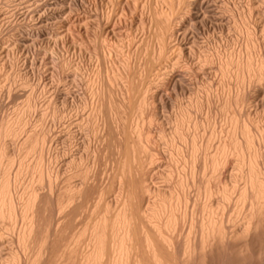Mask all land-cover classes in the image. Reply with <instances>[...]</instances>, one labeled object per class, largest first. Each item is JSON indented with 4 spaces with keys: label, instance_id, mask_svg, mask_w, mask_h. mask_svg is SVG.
<instances>
[{
    "label": "bare ground",
    "instance_id": "1",
    "mask_svg": "<svg viewBox=\"0 0 264 264\" xmlns=\"http://www.w3.org/2000/svg\"><path fill=\"white\" fill-rule=\"evenodd\" d=\"M7 1L13 3L14 0ZM123 1L126 5L130 2L136 11L141 7L149 18L151 25L144 38L148 40L149 47L145 49L148 51L144 52L143 61L140 37L137 40L136 36H127L124 48L121 35L103 37L105 25L102 26L99 17L93 20L94 25L75 18L72 13L80 11L83 6L80 0H67L64 10L73 16L67 18L69 15L66 14L67 20L60 23L63 30L58 27L62 31L54 33V38L44 31L42 24L54 16L51 7L66 3V0H43L39 5L42 10L31 12V20L35 23L28 32L16 28L15 22L7 23L6 47H2L5 42L1 43L2 38L0 40V64L5 57L10 68L17 67L21 56L25 61L29 60L28 54L31 56L35 38L47 47L51 46L53 51L59 49L61 43L65 44L68 51L79 56L91 54L90 49H93L96 66L91 72L83 71L82 75L78 74L76 69L79 65L73 60L56 58L60 60L57 68L62 76L63 71L70 69L87 88V101L84 98L79 101L83 108H88L84 109L89 111L87 113L95 122V136L91 135L93 142H97L83 144L89 151L86 158L72 153L62 158L63 154L56 150V143L70 138L73 147L75 144L79 146L76 134L86 135L83 133L85 126L92 119L88 122V118H79L73 132V121L70 118L65 121L66 112L61 113L56 104L62 90L60 92L56 85L48 91L44 87L45 90L39 89L40 82L32 71L34 68L32 72L22 70L25 83L31 87L25 108L0 118V264H50L59 241L63 244L55 264H186L189 259L202 256L211 242L227 237L224 204L235 192L238 193L237 198L235 196L236 214L232 213L237 216L242 208L246 212L243 213L242 224L231 230L234 239L246 237L258 224L264 225V115L259 114L264 112V23L258 22L264 21V11L262 14L258 9V3L262 6L264 0H246L247 5L240 9L235 4L230 9L217 3L221 5V11L231 15L229 32H235L236 36L230 33L234 37L229 35L223 39V48L219 46L221 50L216 46L212 53H202L200 48V54L194 52L196 42L188 41V35L191 27L197 28V24L210 20L207 16L209 0H114L111 10L106 11V23L110 25L121 22L122 17L126 18ZM215 15H218L216 9ZM215 15L211 16H214L212 20H217ZM210 21V24L216 23ZM91 26H95L94 31ZM242 35L245 51L238 47V39ZM134 44L138 48H132ZM33 60L32 64H35ZM4 65L3 61L0 68L7 66ZM204 68L219 75V80L217 75L215 79L217 85L214 88L204 76L201 81L204 95L201 96L200 92L193 94L185 76ZM136 80L141 87L139 90L136 89L139 85L135 86ZM254 83L257 86L253 87ZM215 90L220 93L223 108L232 112L231 115L227 112L229 125L216 126V118L213 120L209 115L210 94ZM7 91L11 93V89ZM183 95L188 96L185 102L179 98ZM76 97L73 94V99ZM40 99H43V104L39 105L37 100ZM62 101L74 110L76 103L73 100L64 97ZM232 106L238 113H234L237 110L232 111ZM50 107L53 118L59 124H66L59 133L61 137L54 136L52 128L55 125L41 130V134L35 133L34 112L40 109L41 115H38L42 117L44 110ZM166 107L171 111L168 118L172 116L173 119L171 130L164 126L163 110ZM193 108L197 111L207 109L204 114L206 124L193 117ZM156 123L160 126L157 137L152 130ZM28 127L30 129L27 130ZM112 132L115 133V141H109L117 143L116 158L110 174H107L108 160L104 159L100 174L97 166L102 147L107 137H112ZM157 142H162L165 150L161 151ZM33 154L37 157L31 164L28 158ZM90 159L91 165L88 164ZM162 159L171 166L169 170L155 167ZM230 160L234 166L231 169L236 168L237 172L228 170ZM105 175V183L102 184ZM90 190L95 191L93 200L88 197ZM215 196L220 198L219 202ZM212 198L215 204L211 203ZM245 206L247 209L244 210ZM197 211L201 215L198 220L195 218ZM81 212L86 215L76 229L71 223ZM182 232L184 239L179 249L177 236ZM62 234H67L66 238L62 239Z\"/></svg>",
    "mask_w": 264,
    "mask_h": 264
},
{
    "label": "rangeland",
    "instance_id": "2",
    "mask_svg": "<svg viewBox=\"0 0 264 264\" xmlns=\"http://www.w3.org/2000/svg\"><path fill=\"white\" fill-rule=\"evenodd\" d=\"M7 0H0V40H1V38L3 39V41H1V43H4L5 42V45L3 44H1L2 45V47H6V45H7V41H6V39L5 38H8L7 36H8V34H7V30H8V24H9V22H15L14 23V25L16 26V28H19V30L20 31H22V32H25L26 30H27V32L33 27V24L35 23V20H31L32 18H31V12H32V10H39V9H41L42 10V7H40L41 6V3L43 2V0H14L13 1V3H12V1L11 2H6ZM45 1V0H44ZM101 1V2H100ZM113 1L114 0H80V2L83 4V8L81 7V10H82V12H81V10L79 11H76V12H74V13H72L73 15H74V17L75 18H77V19H81V20H87L91 25H94V23H95V21H96V17L98 18H100V20L102 21V26H104V28L105 29H103V33L105 34V36H104V34H103V37H105L106 38V36L107 35H116L117 34V37L119 36V35H121L122 36V41H124V42H122V45H124V48H126L125 46V44H126V41H128V39H127V36H136V39L137 40H139V37H140V46H139V48H141L140 50L141 51H143L142 52V54L145 52H147V51H145V49H148V47H149V42H147L148 40H145L144 38H146V36L148 35V33H149V27H150V21H149V18H148V16H147V14L145 15L144 13V11L143 10H141L140 8L139 9H137V11H138V14H137V11L133 8V5L129 2L127 5H126V2H124L123 1V4H122V7L126 10L125 11V13L127 14V16H126V18L125 17H122V18H120L121 19V22H116V23H113V24H108V23H106V11H108V10H111V5L113 6ZM207 1V0H206ZM213 1V2H212ZM257 2H259L258 0H256ZM260 1H263V0H260ZM109 2V3H108ZM112 2V3H111ZM208 2V1H207ZM238 2V3H237ZM211 3H212V5H211ZM216 5H215V4ZM217 3H220V4H222V6H224V5H226V6H229V8L231 9L233 6V4H235V6L237 7V9L239 8H244V6H246L247 4H245V3H247V1L246 0H215V2H214V0H209V7H210V9L208 10V8L209 7H207L206 9L209 11H207V12H205V13H207L206 15L209 17L208 19H210L211 21H214V20H216V19H214V20H212V18H214V16L213 17H211L212 15H213V13H214V15H215V9H216V14H218L217 16L215 15V18H217V20L216 21H214V22H216V23H213V22H211L210 20V22H211V24L209 23V21H207V23H204V24H197L198 26H197V28L195 27L194 29H192V27L190 28L191 30V32L189 31V37H188V41L190 40V42H192V43H194L195 44V42H196V46H197V48H196V46L194 45V52L196 53V54H200V52H205V53H212L213 52V50H215V48H216V46H217V48L218 49H222L223 48V39H226L229 35V37H234V36H236V33L235 32H229V29H231L230 28V26L229 25H231V18H230V14L229 13H225V12H223V11H221V9H219V6H221V5H219V4H217ZM225 3V4H224ZM227 3V4H226ZM241 3V4H240ZM263 3H264V1H263ZM262 2H261V5L262 6H260V2L258 3L259 4V10L261 11V13L263 14V11H264V4H263ZM62 4H63V6H62ZM40 5V6H39ZM57 6L55 7V5L54 6H52L51 8L54 10L53 11V17H52V19H50V20H48L47 21V23L45 22L44 24H42V26H43V29H44V31L48 34V35H50L52 38H54V33L55 34H58V33H60L63 29H62V27L60 26L61 24V22L64 20V19H66L67 20V18H70V17H72L73 15L72 14H70L69 15V13L66 11V10H64L65 9V7L67 6V0H66V3H59V4H56ZM65 5V6H64ZM129 5V6H128ZM238 5H240V6H238ZM109 6V7H108ZM95 7V8H94ZM108 7V8H107ZM132 7V8H131ZM212 7H216V8H212ZM217 7H218V10H217ZM107 8V9H106ZM128 8H129V10L130 9H132L131 11H129L128 10ZM234 8V7H233ZM232 8V9H233ZM213 9V10H212ZM90 10V11H89ZM58 11V12H57ZM61 11H62V13H61ZM64 11V12H63ZM85 11V12H84ZM92 11V12H91ZM212 11H213V13H212ZM29 12V13H28ZM66 12V13H65ZM80 12V13H79ZM101 12H103V13H101ZM140 12V13H139ZM210 12H211V14L212 15H209L210 14ZM220 14H219V13ZM221 12H222V14H221ZM27 13V14H26ZM40 13H42V11L40 12ZM55 13V14H54ZM77 13H79V14H77ZM83 13H85V14H83ZM132 13V14H131ZM58 14H60V16L58 15ZM66 14H68L69 15V17H67L68 15H66ZM83 14V15H82ZM96 14V15H95ZM223 14H226V15H223ZM10 15H12L11 17H10ZM23 15V16H22ZM100 15V16H99ZM220 15V16H219ZM264 15V14H263ZM67 18H66V17ZM81 16H83V17H81ZM85 16V17H84ZM90 16V18L89 19H87L88 17ZM92 16V17H91ZM93 16H95V17H93ZM124 16V15H123ZM133 16V17H132ZM137 16V17H136ZM222 16V17H221ZM10 17V18H9ZM59 17V18H58ZM144 17V18H143ZM219 17H221V18H219ZM224 17H225V19H224ZM255 17H256V15H255ZM86 18V19H85ZM131 18H133V19H131ZM139 18V19H138ZM143 18V19H142ZM12 19V20H11ZM56 19V20H55ZM61 19V20H60ZM102 19H104V21L102 20ZM218 19H220L219 21H218ZM228 19H230V20H228ZM257 19L259 20V18L257 17ZM9 20V21H8ZM59 20V21H58ZM93 20H95V21H93ZM125 20H126V22H125ZM143 20V21H142ZM32 21H33V23H32ZM53 21V22H52ZM142 21V22H141ZM227 21V22H226ZM228 21H230L229 23H228ZM94 22V23H93ZM103 22H105V23H103ZM226 22V23H225ZM258 22H260L261 23V25H263V23H264V21H262V20H260V21H258ZM263 22V23H262ZM8 23V24H7ZM18 23V24H17ZM49 23V24H48ZM126 23H128V24H126ZM140 23V24H139ZM144 23V24H143ZM53 24V25H52ZM55 24V25H54ZM104 24V25H103ZM108 24V25H107ZM116 24V25H115ZM229 24V25H228ZM19 25V26H18ZM107 25V26H106ZM115 25V26H114ZM127 25V26H126ZM145 25H146V27H145ZM201 25H203L202 27H201ZM207 25V26H206ZM212 25V26H211ZM130 26V27H129ZM228 26V27H227ZM46 27H48V28H46ZM54 27V28H53ZM60 29H62V30H60ZM94 27L95 26H91V29L94 31ZM107 27H108V29H107ZM203 27H205V28H203ZM6 28V29H5ZM29 28V29H28ZM46 28V29H45ZM103 28V27H102ZM203 28V29H202ZM226 28H228V31H227V29ZM57 29H59L58 31H56ZM124 29V30H123ZM143 29V30H142ZM48 32H47V31ZM53 30V31H52ZM129 30H131V31H129ZM194 30V31H193ZM112 33H111V32ZM124 31H127L126 33L124 32ZM26 32V33H27ZM53 32V33H52ZM57 32V33H56ZM144 32V33H143ZM227 32H229V34L227 33ZM45 33V35H46V37H49L50 38V36H48L47 34ZM230 33H232L234 36H231L232 34H230ZM235 33V34H234ZM7 34V35H6ZM194 35V37H193V35ZM228 34V35H227ZM6 35V36H5ZM125 35V36H124ZM139 35V36H138ZM146 35V36H145ZM2 36V37H1ZM4 36V37H3ZM195 39H193L192 40V37ZM124 37V38H123ZM222 37V38H221ZM243 37V35L241 36V37H239V41H238V47L239 48H241L242 49V51H245L244 49H245V47H244V37ZM142 38V39H141ZM243 40H241V39ZM125 39V40H124ZM141 40H143V41H141ZM39 42V43H38ZM40 39H36L35 38V42H34V44H33V51L31 52V56L28 54V58H29V60L31 61H29L28 59V61H25V59H23L24 58V56H21V58H20V61H19V64L17 65V67L16 66H14L13 68L11 67L10 68V65L8 64V63H6V61H7V59L4 57L3 58V60L1 61V64H0V66L2 65V63H3V61L5 62V65L4 66H6L7 64V66L6 67H8V68H6V67H4L3 69L2 68H0L1 70H0V76H2L1 77V81H2V85H1V87H0V118L1 117H3V115H14L15 113L14 112H16V111H18V109L20 108V109H24L25 108V103H26V101H27V96L29 95L28 93L31 91V87L30 86H28L27 85V83H25V78L26 77H23V72L24 71H30V72H34L35 73V75H37V77H38V82H40V86H39V89H42V90H45V91H48V90H50L51 88H52V86H54V85H56V86H58L59 87V90H60V92H61V90H62V92H61V96L64 98V97H68V98H70V101H72L73 100V102H75L76 103V105L77 106H79L80 107V104H81V107H80V109H78L79 107H77L76 105H74L75 107H74V110H76V109H78V110H76V111H74L73 109L72 110H70L69 109V105L68 104H66V103H64V101H62L63 100V98L60 96L58 99H57V107H58V109H59V111L61 112V113H63L64 111L66 112V113H64V114H67V116H66V118H65V121L66 120H68L69 118L71 119V121H73V123H72V130H73V132L74 131H76V129H77V123H78V121H79V118H80V120H84V119H86V118H88L87 120H88V122H90L89 120H91L92 119V117H90L89 116V111L88 110H85L87 107H84L83 108V105H82V102H80L79 100L81 99V100H83L82 98H84V99H86V101H87V99H88V93L86 92L87 91V88H85L84 86H83V83H81L79 80L80 79H78V78H76L75 77V75H74V72L72 71V70H70V69H66L65 71H63V76L61 75L62 74V72H61V70L59 69V68H57V67H59L60 65H59V63H57L58 61H60L61 59H62V57L64 58H68V59H70V60H73L72 62L74 63V64H77V65H79L78 66V68L76 69V70H78V74L79 75H82L83 74V71H85L84 73H86V72H89V70H90V72H91V70H94V66H96L95 64V62H96V57H95V54H93L94 53V51H93V49H90V53L91 54H87V53H85V55H82L83 56V61H82V59H81V57L82 56H79V55H77L76 53L74 54L70 49V51H68L67 49V47L65 46V44H60V46L58 47L59 49H55L54 51L52 50V47L51 46H49V47H47V45L46 44H44V43H41V45H40ZM125 43V44H124ZM147 43V44H146ZM37 44H39V45H37ZM240 44V45H239ZM241 44H243V46L241 45ZM44 45V46H43ZM46 45V46H45ZM62 45H64V46H62ZM222 45V46H221ZM42 46V47H41ZM135 46V47H134ZM148 46V47H147ZM222 47V48H220V47ZM8 47V46H7ZM36 47V48H35ZM46 48V49H44V48ZM51 47V48H50ZM66 47V48H65ZM136 48L137 46L134 44V45H132V48ZM242 47H244V48H242ZM138 48V47H137ZM200 48H201V50H200ZM204 48V49H203ZM64 49V50H63ZM66 49V50H65ZM203 49V50H202ZM52 50V51H51ZM199 50H200V52H199ZM13 51V50H12ZM35 51V52H34ZM62 51H64V52H62ZM65 51H67L66 53H65ZM14 52V51H13ZM33 53V54H32ZM36 53V54H35ZM56 53V54H55ZM61 53V54H60ZM63 53V54H62ZM69 53V56H67V54ZM70 53H72V55H70ZM143 54V59H142V61L144 60V55H146V54ZM35 54V55H34ZM65 54V55H64ZM14 55H15V52H14ZM16 55H17V53H16ZM57 55V56H56ZM26 56H27V54H26ZM33 56V57H32ZM34 56H35V58H34ZM37 56V57H36ZM85 56V57H84ZM92 56V57H91ZM56 57H58V58H56ZM74 57V58H73ZM8 58V57H7ZM72 58V59H71ZM89 58V59H88ZM9 59H11V57H9L8 58V60ZM34 59V60H33ZM55 59H57V60H55ZM77 59V60H76ZM93 59V60H92ZM6 60V61H5ZM25 61V63H24V61ZM32 60H33V63L35 62V64H32ZM81 60V61H80ZM113 60V59H112ZM74 61H76V62H74ZM80 62V63H79ZM21 63V64H20ZM31 65H30V64ZM92 63V64H91ZM24 64V65H23ZM20 65V66H19ZM58 65V66H57ZM85 67H84V66ZM92 65V66H91ZM19 66V67H18ZM22 66H23V68H22ZM31 66V67H30ZM81 66V67H80ZM26 67V68H25ZM82 67H84V69H82ZM94 67V68H93ZM31 68V69H30ZM34 68V69H33ZM81 68V69H80ZM5 69V70H4ZM12 69H15L14 71L12 70ZM18 69V70H17ZM20 69V70H19ZM33 69V70H32ZM88 69V70H87ZM22 70H24V71H22ZM32 70V71H31ZM207 70V71H206ZM209 69L208 68H204V70H202V71H199V70H194L192 73H189V75H186L185 76V80L188 82V85H190V91H191V93H193V94H196V93H198V94H200L201 96H203L204 95V93H203V89H202V87H201V81H202V77H204L205 76V78L207 79V81L211 84L212 83V86L215 88L216 87V85H217V80H219V75L217 74V73H215V71H208ZM2 71L4 72V73H2ZM16 71V72H15ZM19 73H18V72ZM28 71V72H29ZM81 71V72H80ZM14 72V73H13ZM67 72V73H66ZM212 72V73H211ZM2 73V74H1ZM20 73H21V76H20ZM82 73V74H81ZM5 74V75H4ZM16 75V76H14V75ZM18 75V76H17ZM39 75V76H38ZM66 75V76H65ZM68 75V76H67ZM72 75V76H71ZM216 75L218 76L217 78H216ZM18 77V78H17ZM2 78H4V79H2ZM48 79V80H47ZM77 79V80H76ZM137 80H138V82L140 81L139 79V77H137L136 78ZM215 79H217L216 81H215ZM45 80L47 81L46 83L47 84H45ZM137 80L135 81V83L137 82ZM4 81V82H3ZM52 83H51V82ZM78 81V82H77ZM111 83H114L113 81H111ZM78 84V85H77ZM112 86H114V84H111ZM137 85H139L138 83H136L135 84V86H137ZM80 86V87H79ZM254 86H257V84H255L254 83V85H253V87ZM30 87V88H29ZM43 87L45 88V89H43ZM47 87V88H46ZM140 87V85L139 86H137L136 87V89L138 88V90L141 88H139ZM200 87H201V90H200ZM253 87H251V89L253 88ZM29 88V89H28ZM50 88V89H49ZM85 88V89H84ZM212 88V87H211ZM214 88H212V89H214ZM8 89H11V93L9 94L8 93ZM253 90V89H252ZM216 91V90H215ZM212 92L211 94H210V105H209V115H211V118L213 119V117L214 118H216L215 119V122L217 121V123H216V126H220V125H229V123H228V121H229V117H230V113H232L231 112V110H228V109H224L223 108V105H222V103H223V101H222V98H221V96H220V93H218V91H216V92ZM169 92H171V91H169ZM200 92V93H199ZM20 94V96H19V94ZM68 93H69V95H68ZM71 93V94H70ZM137 93V92H136ZM11 94H13V95H11ZM28 94V95H27ZM65 94V95H64ZM73 94H75L77 97L75 98V99H73ZM84 94V95H83ZM193 94H191V96H193ZM213 94H215L214 96H213ZM217 94V95H216ZM10 95V96H9ZM16 97H15V96ZM47 95V94H46ZM66 95H68V96H66ZM85 95H87V96H85ZM137 95V94H136ZM188 95V94H187ZM187 95H183V96H180L179 98H180V101L182 102V100H183V102H185L187 99H188V96ZM13 96V97H12ZM191 96H189V97H191ZM87 97V98H86ZM184 97V98H183ZM186 97V98H185ZM46 99V98H45ZM59 99H61V101L59 100ZM77 99V100H76ZM39 101V105L40 104H43V99L41 100H37V102ZM24 102V103H23ZM60 102V103H59ZM62 102V103H61ZM74 103V104H75ZM78 103V104H77ZM45 104V103H44ZM21 105V106H20ZM17 107V108H16ZM66 107V108H65ZM77 107V108H76ZM15 109H17V110H15ZM50 109V110H49ZM52 108L50 107V108H47V109H45L44 111H45V114L41 117L40 115H41V113H39V112H41V110L40 109H37L34 113H35V117L32 119L33 120V122L35 121L36 123V126L38 127V129H37V131H36V128H35V133L37 134H41L43 131H45L48 127H53L54 125V128H52V131H54L55 130V132H53L54 133V136H58L59 135V133L61 132L62 133V131H63V125L65 126L66 124H64L63 122H62V120H61V122L62 123H60L59 124V121L56 119V118H53L54 116H53V111L51 110ZM64 109V110H63ZM82 109H84V110H82ZM88 109V108H87ZM204 109H205V107H204ZM204 109L203 110H201V111H197L195 108H193V110H192V115H193V117L199 122V123H203V124H206V122H205V119L207 118L205 115H206V113H205V111L207 110H205L204 111ZM223 109H224V111H223ZM232 111L234 112L235 110H237V109H234L233 108V106H232ZM226 110V111H225ZM228 110V111H227ZM37 112V113H36ZM52 112V113H51ZM85 112H86V114H85ZM88 112V113H87ZM230 114V115H228V113ZM211 113V114H210ZM234 113H238V110H237V112H234ZM242 113H244V109H243V112ZM262 113V114H261ZM38 114H40V115H38ZM77 114V115H76ZM163 114H164V119H165V124H164V126L166 127V128H170L169 130H171V128H172V124H173V119H172V116L170 117V118H168V116L171 114V111H169V109L166 107L164 110H163ZM205 114V115H204ZM260 114V116L262 115H264V112H260L259 113ZM37 115V116H36ZM228 115V116H227ZM86 116V117H85ZM40 117V118H39ZM32 118V117H31ZM39 118V119H38ZM35 119V120H34ZM37 119V120H36ZM228 119V120H227ZM204 120V121H203ZM214 120V119H213ZM38 121V122H37ZM58 121V122H57ZM92 122H90V123H88L89 125H87V126H85V127H87V128H85L84 129V134H86V135H83L82 134V136H81V134H76V141H77V144L79 145V146H77L76 144L74 145V147H73V144L71 143V140H70V138H69V140L68 139H62L63 141H58L57 143H56V150H58L59 152H60V155H62L63 154V156H61L62 158L64 157V155H65V157H66V155H69V153L71 154H75L76 156H79V155H81V157H83V158H86V157H88V155H89V151L86 149V147L87 146H84V145H86V143H87V141L88 142H90L91 144H96V140H94L95 142H93V140H92V138H94L93 136H95V134H93V133H95L94 132V126H95V122H93L94 120L92 119L91 120ZM42 122V124H40ZM55 122H56V124H55ZM75 123V124H74ZM92 123H94V124H92ZM228 123V124H227ZM40 124V125H39ZM53 124V125H52ZM50 125V126H49ZM59 126V127H58ZM90 126V127H89ZM93 126V127H92ZM206 126V125H205ZM41 127V128H40ZM45 127V128H44ZM76 127V128H75ZM208 127V126H207ZM228 127V126H227ZM40 128V129H39ZM44 128V129H43ZM75 128V129H74ZM92 128V129H91ZM28 129H30V127H28L27 128V130ZM160 129V126L156 123V124H153L152 125V130H153V133H154V136H156L157 137V134H158V130ZM41 130H43V131H41ZM89 132H88V131ZM40 131V132H39ZM91 131V132H90ZM93 131V132H92ZM206 132L208 133V128H207V130H206ZM107 132H105V134H106ZM89 134V135H88ZM93 136H92V135ZM60 137L62 136V134H60L59 135ZM81 136V137H80ZM89 136H90V138H89ZM110 136H112V137H107V142H106V140L104 141V144H103V147H102V154H101V157H100V159H99V163H98V166H97V172L98 173H102V170H103V163H104V159H107L108 160V162H107V166H109L108 167V172H107V174H110V167H111V165L114 163V159L116 158V148H117V143H115V142H110V141H115V133L114 132H112L111 134H110ZM79 137V138H78ZM83 138V139H82ZM88 138V139H87ZM86 139V140H85ZM90 139V140H89ZM111 139V140H110ZM68 141V143H67V141ZM82 140V141H81ZM85 140V141H84ZM110 140V141H109ZM20 141V140H19ZM81 144V146H80V144ZM158 143V148H160V150L161 151H163V150H165V145L162 143V142H157ZM214 143V142H213ZM72 144V145H71ZM84 144V145H83ZM88 144V143H87ZM215 144V143H214ZM110 145V146H109ZM72 146V147H71ZM79 148V149H76V148ZM73 148V149H72ZM76 150H75V149ZM214 148V145L212 146V149ZM69 150H71V151H69ZM86 150V151H85ZM79 151V152H78ZM85 151V152H84ZM87 151H88V153H87ZM75 152V153H74ZM78 154H77V153ZM62 153V154H61ZM67 153V154H66ZM81 153V154H80ZM84 154V155H83ZM87 155V156H86ZM86 156V157H85ZM36 157H37V155L35 156V154H33V155H31V158H28V161H29V159H30V161H29V163L32 161V163L31 164H34L35 162L34 161H36ZM90 157V156H89ZM90 163H88V164H90L91 165V159H90V161H89ZM228 170L229 171H232L233 172V168H234V166L232 165V161L230 160L229 161V163H228ZM155 167H157V168H160V169H162V170H164V171H166V170H169L170 169V165L168 164V162L165 160V159H162V161H159L156 165H155ZM178 167H180V166H178ZM231 167H233L232 169H231ZM14 168H15V166H14ZM231 169V170H230ZM178 171L180 170V169H177ZM235 170H236V172H237V169L235 168ZM235 170H234V172H235ZM1 172H2V168H1V166H0V174H1ZM209 174L211 175V173L209 172ZM105 178H106V175L104 176V178L102 177V181H101V183L102 184H104L105 183ZM75 181H77V180H74V182ZM156 183H158V181H157V179H156ZM98 184H100V182L98 183ZM117 187H118V183H117V181H115V185H114V188L117 190ZM89 194H88V197H89V199L90 200H93V197L95 196V191L94 190H90L89 192H88ZM237 194L238 193H232V196H231V198L229 199V201H227L225 204H224V210H225V226H226V231H227V233H226V235H227V237L225 236L224 238H222V240L220 241V240H215L214 242H211V244L205 249V252L202 254V256H199V257H195L194 259L192 258V259H189L187 262H186V264H264V225H262V224H258V228L256 227L255 229H253V231L251 230L250 231V234L248 233L247 235H246V237H242V238H235L234 239V237L232 236V234H230V233H232L231 232V230L233 231V229H235V228H238V226L237 225H241L242 223L241 222H243V213H245L246 212V210L245 209H247V206H245L244 207V210L245 211H243V208H242V211H241V213H240V211H238V213H237V216L236 215H234L232 212L234 211V209H235V196H236V198H237ZM214 198V197H213ZM212 198V204H215V198H216V202H219L220 200V198L217 196H215V198L213 199ZM232 199V200H231ZM231 200V201H230ZM90 203V202H89ZM234 205V206H233ZM227 212V213H226ZM230 213H232V215L230 214ZM234 213L236 214V210L234 211ZM199 214L200 213H198V211L196 212V214H195V218L197 219L198 217L200 218L201 217V215L199 216ZM242 214V215H241ZM85 212H81L80 214H78L75 218H74V220L72 221V223H71V225H73V227L74 228H76V229H78L79 227H80V224L83 222V220H84V218H85ZM227 215V216H226ZM228 215H231V216H228ZM58 216H56L55 215V218H57ZM230 219H229V218ZM234 217V218H233ZM198 218V219H199ZM197 219V220H198ZM227 219H229L231 222H226V221H229V220H227ZM232 219V220H231ZM65 222V224H67L68 225V223L66 222V221H64ZM63 222V223H64ZM234 222V223H233ZM232 223V224H231ZM227 224V225H226ZM228 224H229V227H228ZM235 225V227H234V225ZM233 225V226H232ZM239 225V226H240ZM263 228H260V226ZM260 228V229H259ZM259 229V230H258ZM262 229V230H261ZM185 230H186V226H184V232H185ZM228 230H230V232L228 231ZM184 232H182V233H178V236H177V243H178V245H179V249H181L182 248V242H183V239H184ZM253 232V233H252ZM230 234V235H229ZM66 236H67V234H62V239H64V238H66ZM233 238V239H232ZM245 239V240H243L242 241V239ZM248 238V239H247ZM234 240V241H233ZM236 240H238V241H236ZM240 240V241H239ZM215 242H217V243H215ZM219 242V243H218ZM215 243V244H214ZM62 244H63V241H59L57 244H56V246H55V251H54V255H55V258L53 259V260H51L50 261V264H55L56 263V261L58 260V253H59V251H60V249H61V247H62ZM198 258V260H196Z\"/></svg>",
    "mask_w": 264,
    "mask_h": 264
}]
</instances>
